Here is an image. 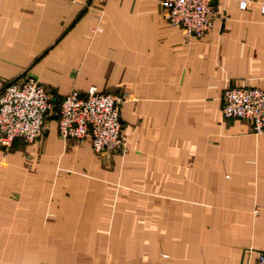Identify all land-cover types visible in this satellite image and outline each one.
Here are the masks:
<instances>
[{
    "label": "crops",
    "instance_id": "0c3cea01",
    "mask_svg": "<svg viewBox=\"0 0 264 264\" xmlns=\"http://www.w3.org/2000/svg\"><path fill=\"white\" fill-rule=\"evenodd\" d=\"M162 1L0 0V89L31 75L59 98L131 95L125 153L64 139L54 114L35 142L0 148V264H254L264 250V134L222 117L228 86L264 89V0H216L190 41Z\"/></svg>",
    "mask_w": 264,
    "mask_h": 264
},
{
    "label": "built area",
    "instance_id": "2783aa9c",
    "mask_svg": "<svg viewBox=\"0 0 264 264\" xmlns=\"http://www.w3.org/2000/svg\"><path fill=\"white\" fill-rule=\"evenodd\" d=\"M248 1L240 0L241 8H246ZM162 5L165 20L180 27L188 41L204 39L221 16L216 0H163ZM129 100L131 95L126 92H104L96 86L84 94L74 91L59 98L29 75L22 82L7 84L0 92V148L9 153L16 143L35 142L44 134L48 117L54 114L64 139L89 140L99 156L125 153L129 144L124 137L121 107ZM222 117L225 121L247 120L254 134H264V89L228 86L222 98ZM254 264H264V250L257 251Z\"/></svg>",
    "mask_w": 264,
    "mask_h": 264
},
{
    "label": "rangeland",
    "instance_id": "374dc122",
    "mask_svg": "<svg viewBox=\"0 0 264 264\" xmlns=\"http://www.w3.org/2000/svg\"><path fill=\"white\" fill-rule=\"evenodd\" d=\"M49 118H51V116L49 117ZM54 118V117H53ZM46 129V128H45ZM14 149V148H13ZM99 157H102V156H99ZM102 158H104V157H102ZM102 158H100V159H102ZM103 160V159H102ZM116 186H118V184L116 183Z\"/></svg>",
    "mask_w": 264,
    "mask_h": 264
},
{
    "label": "trees",
    "instance_id": "16d2710c",
    "mask_svg": "<svg viewBox=\"0 0 264 264\" xmlns=\"http://www.w3.org/2000/svg\"><path fill=\"white\" fill-rule=\"evenodd\" d=\"M6 86H7V84H6L3 88L0 89V92L3 91V89H4Z\"/></svg>",
    "mask_w": 264,
    "mask_h": 264
}]
</instances>
